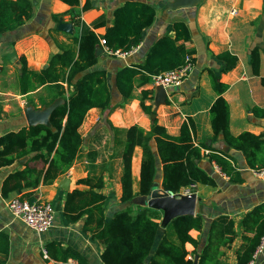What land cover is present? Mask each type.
I'll return each mask as SVG.
<instances>
[{"label":"crops","instance_id":"1","mask_svg":"<svg viewBox=\"0 0 264 264\" xmlns=\"http://www.w3.org/2000/svg\"><path fill=\"white\" fill-rule=\"evenodd\" d=\"M4 1L14 3L18 0H0V5ZM26 1L30 6L29 19L22 16V25L0 32V136L27 127L20 112L21 108L26 107L27 95H19L18 92V59L24 57L26 66L38 72L48 66L53 53L66 47L75 48L71 41L83 31L91 29L99 40L103 39L112 25L113 11L127 0H79L77 7H70L60 0ZM86 1H90L92 7L81 12ZM142 1L153 6L156 11L153 24L143 31L141 40L133 47L130 55L117 58L102 52L97 57L96 67L105 69L110 80L114 71L125 66L142 64L152 43L159 37L173 36L172 24L181 21L190 34V39L184 46L194 51L192 72L157 107L156 89L150 84L138 86L136 82L132 99L116 108L107 117L108 123L103 120L105 114L99 109L89 110L79 128L83 145L75 161L65 174L50 185L40 184L34 189L13 191L3 197L1 188L5 178L17 170H22L28 158L24 157L11 166L0 168V233L8 238V254H0V260H4V264H51L50 261L54 260H44L41 248L53 243L61 249H72L81 256L84 264H103L101 254L104 247L92 238L94 225L84 226L85 215L75 222L68 221L63 214L65 197L72 191H88L89 186L78 181L92 177L102 180V188L94 189V192L105 198V221H109L120 210L128 208L134 215L138 212V207H147L140 205L141 197H135L129 203H120V178L125 147L123 130L133 125L146 131L150 128L151 117L143 114L139 107L143 90L150 91L145 104L151 105L153 109L158 108L155 110V118L168 134L177 136L181 124L191 118L195 144H203L230 155L240 172L243 182L230 183L214 164H209L206 158L203 159L201 165L214 179L215 185H196L192 189L191 194L195 196L193 215L201 217L202 226L201 230L190 232V236L198 243L197 248L194 249L190 244L185 245L191 260L196 264L206 243L211 222L226 217L233 222L232 232L235 236L231 243L220 247L219 261L221 264L236 263L237 251L243 243L242 237L250 235L243 231L239 223L254 207L264 204V178L258 177L255 171L246 167L240 151L226 146L220 138H213L208 111L217 96L211 89L208 70L219 75L220 81L228 85L223 98L229 105L230 133L234 136L242 132L254 135L263 133L264 117L255 116L252 110L257 108L264 111V88L260 84V79L264 77V0H181L177 6L174 5L176 0ZM21 7L24 8V3ZM72 18L79 19L81 25L75 27ZM99 21L103 24L93 29V24ZM60 23L70 24L72 33L59 31ZM254 47L260 50L259 76L252 74L250 66V51ZM223 52H229L237 58L235 68L226 74H220L224 63L215 57ZM13 82L16 84L15 89H11ZM40 92L39 88L29 93V96L35 97ZM112 93L117 96L115 90ZM114 103L112 101L111 105ZM109 124L118 128L122 134L115 135ZM201 152L207 154L210 150L201 149ZM140 160L141 150L136 147L131 160L132 186L135 193L138 191ZM29 165L37 169L43 166L40 162H30ZM157 181L160 182V170ZM185 189L187 188L176 193L177 198L183 196ZM26 193H30L29 198L24 197ZM14 197L50 202L55 209L53 226L44 233H35L28 229L8 211L7 204ZM163 218V212L160 211L157 222L161 226L164 223ZM67 260L76 261L72 258ZM253 264H264V249L255 256Z\"/></svg>","mask_w":264,"mask_h":264},{"label":"trees","instance_id":"2","mask_svg":"<svg viewBox=\"0 0 264 264\" xmlns=\"http://www.w3.org/2000/svg\"><path fill=\"white\" fill-rule=\"evenodd\" d=\"M70 7H77L79 0H60ZM24 3L22 9L21 4ZM86 1L81 12L91 8ZM19 9V15H18ZM30 6L26 0L11 3L4 1L0 5V32L13 30L30 17ZM153 6L142 0H127L113 11L112 25L103 36L105 45L112 51H129L141 40L142 33L155 20ZM12 16L15 18L12 19ZM75 27L80 20L71 19ZM103 22L93 24L100 27ZM173 36L165 35L156 39L145 53L144 62L125 66L114 71L110 80L105 69L97 68L95 48L99 46V37L91 29L83 31L73 38L75 48L66 47L53 53L48 66L36 72L26 66L24 57H20L18 92L27 95L26 107L45 108L56 99H63L50 114L51 127L38 124L22 127L0 136V168L13 165L27 157L25 167L9 174L1 188V194L25 188H36L52 184L72 166L79 153L83 139L79 133L86 114L91 109H99L105 114L104 121L113 111L132 99L135 83L144 86L150 83V75L169 71L181 66L186 56L194 54L186 49L185 42L190 39L186 25L181 21L172 24ZM264 40V33H263ZM112 57V56H110ZM224 63L220 74L233 70L237 63L236 56L223 52L215 56ZM250 66L254 76H259L260 50L254 47L250 51ZM194 64V59L192 58ZM211 89L216 99L209 108V122L213 138H220L231 149L240 151L246 161V167L253 171L264 170V132L254 135L242 132L234 136L229 130V105L223 98L228 85L220 81L219 75L208 70ZM264 88V77L260 79ZM65 85V86H64ZM41 89L35 97L29 93ZM115 90L117 96L113 95ZM68 93L66 97L65 94ZM150 91L143 90L139 107L147 116L155 115L151 105H146ZM114 101V105L112 104ZM256 116L264 117V111L253 108ZM115 135L122 132L113 128ZM125 147L122 156V175L120 203L131 202L135 197L148 196L157 184L164 192L176 194L191 185L214 186V179L201 165L204 158L214 164L230 183L241 184L243 178L230 157L223 151L194 142V124L187 118L177 136L167 133L157 119L151 120L148 131L138 125L130 126L124 132ZM118 142V140H117ZM141 150L138 191L132 186L131 159L134 149ZM201 149L210 150L203 154ZM40 162L37 169L29 163ZM160 170V182L157 181ZM93 181L95 183H93ZM78 183L89 186L86 192L67 193L63 214L68 221L75 222L84 215V226L94 225L92 238L104 247L101 254L103 264H194L188 258L185 245L197 248L198 243L190 236L192 230L199 231L202 219L198 215H180L172 218L164 226L159 224V210L138 207L132 215L127 208L114 213L109 221L103 215L104 196L94 192L102 188L100 178L86 177ZM30 197V193L24 195ZM239 225L250 235L242 237L243 243L237 251L235 264H248L252 260L257 245L264 233V204L254 207L247 213ZM233 222L220 217L211 222L206 243L196 264H221L220 247L231 243L235 233ZM229 235L226 237V235ZM48 257L55 262L75 259L77 264H84L81 256L72 249H61L57 244L45 248ZM0 254H8V238L0 233ZM4 264V260H0Z\"/></svg>","mask_w":264,"mask_h":264},{"label":"built area","instance_id":"3","mask_svg":"<svg viewBox=\"0 0 264 264\" xmlns=\"http://www.w3.org/2000/svg\"><path fill=\"white\" fill-rule=\"evenodd\" d=\"M99 47L102 52L108 56L125 58L131 54L134 48L129 51L116 50L112 51L105 45V40H99ZM193 62L191 56H186L184 63L172 70L160 72L157 74L150 75V85L156 89L162 87L166 92V97L169 96L170 91L176 89L182 85V83L187 79L193 70ZM258 177L264 178V170L255 171ZM194 185L189 186L184 190L183 196L191 195ZM8 211L10 214L20 220L28 229L34 231L35 233H44L48 231L54 223L55 209L50 202L42 200L29 201L21 199L20 197H14L9 200L7 204ZM264 249V233L257 245L255 252L252 256V260L248 264H253V260L257 254L262 252ZM41 255L44 260L50 261L45 248H41ZM191 259L190 256H188ZM51 264H77L74 260H67L64 262L50 261Z\"/></svg>","mask_w":264,"mask_h":264},{"label":"water","instance_id":"4","mask_svg":"<svg viewBox=\"0 0 264 264\" xmlns=\"http://www.w3.org/2000/svg\"><path fill=\"white\" fill-rule=\"evenodd\" d=\"M181 0H176L175 6L180 4ZM59 31L64 33H72L70 24L60 23L58 26ZM102 53V49L97 46L95 48V56L98 57ZM156 96H155V107L159 103H164L166 101V92L162 87L156 88ZM63 103V99L58 98L54 102H52L49 106L42 108V111H33L32 106H27L24 112V117L27 123V126H35L38 124L44 125L46 127H51L49 123V117L51 112L59 105ZM155 110V108H154ZM151 120L155 118V115L152 114ZM155 184V188L152 189L148 196H142L140 198V205L147 206L148 208H152L155 210H159L163 212V225L169 222L172 218H175L180 215H193L194 213V204H195V196L193 194L189 196H180L181 198H177V194H172L169 192H164L162 189L157 187ZM197 257L195 258V260Z\"/></svg>","mask_w":264,"mask_h":264},{"label":"rangeland","instance_id":"5","mask_svg":"<svg viewBox=\"0 0 264 264\" xmlns=\"http://www.w3.org/2000/svg\"><path fill=\"white\" fill-rule=\"evenodd\" d=\"M62 32V31H61ZM71 42H73V41H71ZM16 88V84L14 85V82L12 83V88L11 89H15ZM65 96L67 97L68 96V93H66L65 94ZM14 106H17V105H14ZM25 109H26V107H23V108H21L20 109V112L23 114V116H24V112H25ZM33 111H42L43 109L42 108H31ZM157 109L158 108H155V110L157 111ZM25 118V117H24ZM26 121V120H25ZM27 124V123H26ZM126 130L124 129L123 130V132H125ZM136 155H137V153H136ZM133 157V156H132ZM132 160V159H131Z\"/></svg>","mask_w":264,"mask_h":264}]
</instances>
